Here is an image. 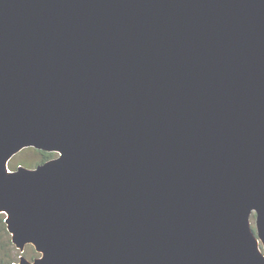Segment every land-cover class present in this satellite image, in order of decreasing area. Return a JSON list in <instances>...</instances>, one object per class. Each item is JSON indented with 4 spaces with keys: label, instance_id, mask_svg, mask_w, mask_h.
Listing matches in <instances>:
<instances>
[{
    "label": "water",
    "instance_id": "obj_1",
    "mask_svg": "<svg viewBox=\"0 0 264 264\" xmlns=\"http://www.w3.org/2000/svg\"><path fill=\"white\" fill-rule=\"evenodd\" d=\"M0 213L14 264H264V0H0Z\"/></svg>",
    "mask_w": 264,
    "mask_h": 264
},
{
    "label": "rangeland",
    "instance_id": "obj_2",
    "mask_svg": "<svg viewBox=\"0 0 264 264\" xmlns=\"http://www.w3.org/2000/svg\"><path fill=\"white\" fill-rule=\"evenodd\" d=\"M40 159H41V154L38 151H36L34 147L32 148L29 147V148H25L24 150L19 152L17 155H15L10 161V163L14 162L18 165L21 162H25V163H21V165H24L30 168H35L36 164L39 162ZM10 163H9V166H10ZM10 169L12 168L10 167ZM252 224L254 226L255 224L254 219H252ZM0 244L3 247V256L5 257L8 254L13 262L12 264L19 262L20 255H25L29 259H32L33 257L32 255H33L34 247L32 245H28L25 251L21 254L20 250L15 246V244L11 242V234L9 233V231L8 230L4 231L1 228V226H0ZM36 255L37 254H35L34 256Z\"/></svg>",
    "mask_w": 264,
    "mask_h": 264
},
{
    "label": "trees",
    "instance_id": "obj_3",
    "mask_svg": "<svg viewBox=\"0 0 264 264\" xmlns=\"http://www.w3.org/2000/svg\"><path fill=\"white\" fill-rule=\"evenodd\" d=\"M30 148H32V147H30ZM34 149H36V148H34ZM36 151H38L40 154H41V159L39 160V162L36 164V166H38L39 164H41V163H44L45 161H47V160H49V159H51V158H53L54 156H57V154L55 153V152H45V151H42V150H39V149H36ZM21 163H25V162H21ZM21 163H19L20 165H21ZM19 164L17 165L16 163H14V162H11L10 163V167L12 168V170H14V169H16V168H18V166H19ZM0 226H1V228L5 231H7V225H6V223H5V216H4V213H0ZM11 242H12V237H11ZM13 243V242H12ZM14 244V243H13ZM22 254V253H21ZM35 254H37V255H39V253L35 250V248H34V250H33V257H32V259L33 258H35V257H37V255L36 256H34ZM13 262H12V260H11V258H10V256L7 254L5 257L3 256V247H2V245L0 244V264H12Z\"/></svg>",
    "mask_w": 264,
    "mask_h": 264
}]
</instances>
